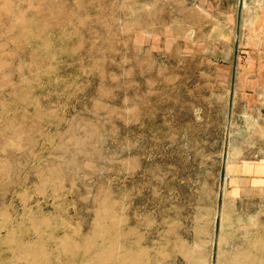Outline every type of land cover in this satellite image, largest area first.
Returning a JSON list of instances; mask_svg holds the SVG:
<instances>
[{"label": "rangeland", "instance_id": "rangeland-1", "mask_svg": "<svg viewBox=\"0 0 264 264\" xmlns=\"http://www.w3.org/2000/svg\"><path fill=\"white\" fill-rule=\"evenodd\" d=\"M0 264H264V0H0Z\"/></svg>", "mask_w": 264, "mask_h": 264}]
</instances>
